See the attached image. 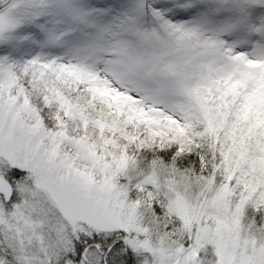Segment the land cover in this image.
<instances>
[{
	"label": "snow or ice",
	"instance_id": "1",
	"mask_svg": "<svg viewBox=\"0 0 264 264\" xmlns=\"http://www.w3.org/2000/svg\"><path fill=\"white\" fill-rule=\"evenodd\" d=\"M0 264H264V0H0Z\"/></svg>",
	"mask_w": 264,
	"mask_h": 264
}]
</instances>
